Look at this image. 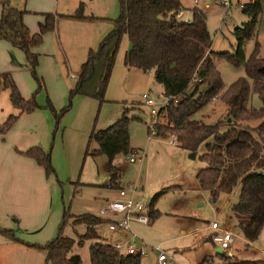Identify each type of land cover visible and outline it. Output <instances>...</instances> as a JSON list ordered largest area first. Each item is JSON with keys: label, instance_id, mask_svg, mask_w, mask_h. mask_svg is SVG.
<instances>
[{"label": "trees", "instance_id": "obj_1", "mask_svg": "<svg viewBox=\"0 0 264 264\" xmlns=\"http://www.w3.org/2000/svg\"><path fill=\"white\" fill-rule=\"evenodd\" d=\"M117 3L118 13L110 19V30L95 49L87 51L73 77L74 83L67 91V106L74 95L103 102L115 54L121 37L125 35L128 47L123 54V66L149 73L152 81L160 85L162 97L166 99L146 126L147 136L151 127L154 136L175 134L177 147L187 152L199 151L198 159L204 165L196 170L194 179L198 189L207 193L210 202H215L220 194L227 201L233 189L238 187L237 199L229 204L228 211L242 238L250 242L255 240L264 226V59L258 56L257 42L247 57L243 48L245 41L254 35L261 12L259 0H247L240 5V11L247 19L233 29V52L210 50L211 39L205 26V15L196 7L188 10L190 18L186 23L174 18V13L182 10L179 0H117ZM23 13L24 10L11 6L8 0H0V39L23 53L39 90L41 81L35 72L37 54L32 49L41 42L43 34L52 30L54 19L59 15L43 13L37 30L30 33L22 21ZM61 17L93 19L83 16L81 4L71 14ZM220 58L232 66L241 64L244 76L224 87L213 65V61ZM201 84L205 88L199 89ZM0 88L7 89L9 102L17 109V114L41 108L33 94L29 98L19 94L8 72H0ZM251 93L260 101L258 108L248 103ZM213 99L225 107L221 118L213 124L191 118ZM17 114L5 118L0 133L12 125ZM132 119L139 118L129 117L123 112L106 128L92 132L96 147L85 152L105 157L108 182L113 186H119V172L112 164L114 156H126L136 150L129 147L128 123ZM251 121L256 123L251 125ZM19 153L31 158L46 176L53 173L49 154L40 147L31 146ZM158 193L148 203L149 218L158 215L151 207ZM62 213L56 235L44 244L20 240L4 228H0V235L42 254L43 264H80L79 256L71 252L73 239L61 233L66 217L65 212ZM71 222L72 225L84 226L81 240H94L88 246L89 264H140L139 255L123 254L108 242L97 240L91 226L104 222L103 218L82 213L73 216ZM222 252H214L220 258L219 264H261L256 259H232ZM211 261L209 256H203L197 264H213Z\"/></svg>", "mask_w": 264, "mask_h": 264}, {"label": "rangeland", "instance_id": "obj_2", "mask_svg": "<svg viewBox=\"0 0 264 264\" xmlns=\"http://www.w3.org/2000/svg\"><path fill=\"white\" fill-rule=\"evenodd\" d=\"M63 1H58V8L62 7ZM196 1V4H193L192 0H179L184 8L192 9L194 6L205 15V26L211 39L210 50L233 52L235 37L232 32L247 19L240 11V5L247 0H228V7L221 5L219 0ZM84 2L91 7L92 2L88 3V0ZM97 2L98 6H101V1ZM259 2L261 12L257 18L254 35L245 41L243 49L244 56L247 57L254 43L257 42L258 56L264 59V0ZM101 8L102 10H96V13L106 11L105 15L114 17L118 13L117 0L114 5L108 4ZM183 14L187 19L190 18L188 11ZM213 65L219 72L224 87L237 77L244 76L241 64L232 66L220 58L215 59ZM35 72L37 75L36 68ZM33 81L35 87L31 95L33 94L36 104L41 107L40 110L48 116L50 121V131L44 151L49 154L53 169V173L49 176H52L56 186L54 207L52 211L51 208L50 210L46 208L47 216L50 211V214H54L53 231L46 240L35 242L36 244H44L56 235L64 211L66 217L61 233L73 239L71 252L79 256L80 264H89L88 246L94 240H81L84 226L72 225L71 221L73 216L82 213L98 215V210L103 205L102 199L108 200L112 193L105 185L108 180L104 170L105 157L91 156L85 152L86 149L90 152L96 147L91 137L92 132L106 128L124 112L129 117L139 118L129 121L128 136L129 146L138 150L141 157L129 162L123 154L114 156L112 164L119 172L118 184L133 186L138 192V198L146 206L159 192L151 204L158 215L150 218L146 226L136 225L134 231L138 239L146 245H159L164 248L172 257L170 264H197L208 250H211L207 255L211 258V262L219 264L220 258L214 255L213 250L216 243L211 240L215 232L212 233L203 226L205 222L215 220L220 227H229L228 229L236 235L235 238L231 237L229 248L224 250L223 254L238 260L256 259L264 264V226L255 240L247 241L239 235L227 210V205L236 201L239 188L233 189L227 202L222 194L215 202H210L207 193L197 188L194 179L196 170L204 165L198 159L199 151L195 152L193 158H189L187 151L167 143L169 134L147 136L146 126L153 119L149 114L152 110H156L157 105L163 100L161 87L153 82L152 78L150 80L140 70L127 69L123 66L122 73L116 70L113 72L110 83L108 79L103 102L99 103L87 96L74 95L70 99L69 106H67V92L63 103L56 100L52 104L47 100L44 90L42 92L37 90L35 80ZM203 88H205L203 84L199 85V89ZM146 89L149 90L155 105L147 106L142 103L140 94ZM248 103L254 108L260 106L259 99L253 93L250 94ZM224 114V105L213 99L196 111L191 118L205 124H213ZM255 123L256 121L250 122L251 125ZM106 183L112 188L117 187L109 182ZM51 219L53 220L52 217ZM202 226L204 231L201 229ZM91 229L98 236V241L110 242L111 238L108 234L110 232L107 231L104 223L91 226ZM125 238L124 235L121 240ZM1 240L0 235V264H37L39 259L40 264H43L41 254L34 251L24 252L18 245L4 247ZM79 240L82 242L78 245ZM153 253L148 252L146 256L141 257L140 264H153ZM36 255L39 259H36Z\"/></svg>", "mask_w": 264, "mask_h": 264}, {"label": "crops", "instance_id": "obj_3", "mask_svg": "<svg viewBox=\"0 0 264 264\" xmlns=\"http://www.w3.org/2000/svg\"><path fill=\"white\" fill-rule=\"evenodd\" d=\"M8 1L11 6L24 10L22 21L30 33L37 30L38 23L43 20V13L59 15L54 19L52 30L43 34L41 42L33 47L32 51L37 54L36 71L41 81L39 90L41 92L44 90L47 100L52 104L56 100L63 103L66 92L74 83L72 76L75 77V73L84 61L87 51L97 47L100 39L112 26L110 19L116 16L105 15L106 11L98 14L96 10H102L101 6L108 4L114 5L116 0H100L101 6H98L97 1L99 0H88V3L92 2L91 7L87 6L84 0H64L60 8H58L59 0ZM196 2L195 0L193 4H196ZM78 4H81L83 16H90L93 19L61 17V15L71 14ZM181 7L184 13L189 10L182 5ZM84 11H87V13H84ZM112 12L115 11L112 10ZM127 47L128 41L126 36L123 35L115 54L114 64L109 75V83L114 71L117 70V72L122 73V59ZM0 56H2L0 58V72H8L19 94L23 98H29L35 84L29 75L28 65L21 51L0 39ZM144 74L151 80L149 73ZM17 112V109L9 102L7 89L0 88V126L8 115L17 114ZM49 131L50 121L48 116L40 108H37L29 113L17 114L12 125L3 133H0V228L8 229L16 238L31 243L43 242L53 231L54 214L50 213L54 207L53 198L56 193V186L52 176H46L39 165L19 152L31 146H38L44 150ZM105 168L106 165L104 170ZM106 177H108L107 173ZM106 182L105 185L112 193L111 197H113L114 189ZM135 192L138 197L136 189ZM102 200L103 204L107 201L104 198ZM228 206L229 204L227 210ZM46 208L48 210L51 208L49 216H47ZM147 209V212H149V207ZM94 215L98 216L96 213ZM148 223L143 225L133 221L131 222V229L135 232L136 225L146 226ZM207 224L208 222H205L203 226L214 233L207 227ZM203 226L201 229L204 231ZM108 234L111 240L105 242L109 244L122 241L121 238L124 235L126 238L129 237L127 232ZM1 237V244L4 247L18 245L24 252L34 251L38 253L2 235ZM203 239L206 241L205 238ZM211 240L216 243L213 239ZM216 245L213 247L214 249L217 247ZM210 252L211 250H208L203 256L209 255ZM36 259H39L37 255ZM37 264H40V259L37 260Z\"/></svg>", "mask_w": 264, "mask_h": 264}, {"label": "built area", "instance_id": "obj_4", "mask_svg": "<svg viewBox=\"0 0 264 264\" xmlns=\"http://www.w3.org/2000/svg\"><path fill=\"white\" fill-rule=\"evenodd\" d=\"M193 3H195V0H193ZM219 3L225 7L229 6L228 0H219ZM183 13V10L176 11L174 13V18L187 23L189 19H187ZM140 99L144 105H155L148 90L140 94ZM165 101L166 99L163 97V100L157 105L156 110L150 112L149 115L151 118H155L157 109L162 106ZM152 133L153 128L150 127V134ZM167 142L174 144L176 142L175 134L169 135ZM140 157L141 153L138 152V150H133L126 155V159L129 162H133ZM113 189L114 196L108 199L103 206L99 208L98 217L104 218L106 229L110 233L127 232L129 237L122 241L112 242L111 246L123 254L139 255L140 257H144L148 252L152 251L154 252L153 264H170L172 257L166 253L164 248L159 245H146L138 239V236L131 229V222L133 221L143 225L147 224L149 221L147 215L148 207L136 196L135 188L133 186H117ZM207 227L215 232L212 239L217 243V248L222 251L228 249L231 237H235L236 235L231 232L230 229L220 227L215 220L209 221Z\"/></svg>", "mask_w": 264, "mask_h": 264}, {"label": "water", "instance_id": "obj_5", "mask_svg": "<svg viewBox=\"0 0 264 264\" xmlns=\"http://www.w3.org/2000/svg\"><path fill=\"white\" fill-rule=\"evenodd\" d=\"M194 154H195L194 151H190V152H188V157H189V158H193V157H194ZM214 251L217 252V253H219V252H220V249L216 247V248L214 249Z\"/></svg>", "mask_w": 264, "mask_h": 264}]
</instances>
